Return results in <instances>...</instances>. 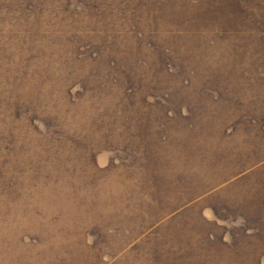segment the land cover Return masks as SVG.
I'll use <instances>...</instances> for the list:
<instances>
[{"label": "rangeland", "instance_id": "obj_1", "mask_svg": "<svg viewBox=\"0 0 264 264\" xmlns=\"http://www.w3.org/2000/svg\"><path fill=\"white\" fill-rule=\"evenodd\" d=\"M0 264H264V0H0Z\"/></svg>", "mask_w": 264, "mask_h": 264}]
</instances>
